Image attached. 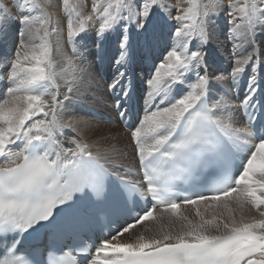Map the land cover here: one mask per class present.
<instances>
[{"label": "snow or ice", "instance_id": "obj_1", "mask_svg": "<svg viewBox=\"0 0 264 264\" xmlns=\"http://www.w3.org/2000/svg\"><path fill=\"white\" fill-rule=\"evenodd\" d=\"M180 2L173 9L165 0H91L85 14L83 0H62L73 54L74 40L98 23L95 58L114 61L108 89L121 118L120 108L133 99L129 69L147 59L145 51L150 55L168 21L175 22L171 44L147 79L146 103L153 107L129 125L142 173L135 180L131 169L94 153L79 135L69 137L70 146L59 139L64 129L75 130L59 115L78 89L65 81L60 99L51 38L61 21L47 10L50 0H18L15 13L0 0V34L13 24L17 32L12 57L0 59V83L7 69L0 101V264H264V39H258L264 0ZM221 16L229 25L230 70L217 66L227 46L216 31ZM108 41L115 45L111 57ZM181 189L190 194L180 196ZM231 201L260 218L236 220ZM204 202L222 204L227 218L205 219L197 210L200 220L193 223L180 215L182 204ZM157 209L186 221L181 230L120 242L156 219ZM101 217L119 224L110 239L100 237L91 247L71 243Z\"/></svg>", "mask_w": 264, "mask_h": 264}, {"label": "rangeland", "instance_id": "obj_2", "mask_svg": "<svg viewBox=\"0 0 264 264\" xmlns=\"http://www.w3.org/2000/svg\"><path fill=\"white\" fill-rule=\"evenodd\" d=\"M8 2H10V0H8ZM86 3H91V0L90 1L83 0V4ZM173 14H175V11L173 12ZM170 26H172V30H174V23L168 21V25L164 27L158 45L152 48L150 55H148L147 51H145V55L147 56V59L143 60L142 62L138 59L129 69V76L125 78L126 81H128L129 79H131L132 81V86L134 88V91L132 93L133 99L130 103L133 104V108L136 110L137 113L141 115L142 118L144 115L145 107L151 105L150 103H146L147 92H148L147 79L150 77L152 72H154V62L159 63V59L162 58V55L165 50V47L162 45L163 40H165L166 45H169L171 41L168 38ZM91 31L95 32V30H91ZM5 33L6 32H4V34ZM1 35L2 34H0V59H3L4 55L2 53ZM140 40L142 42V38H140ZM76 41H79V43H81V45L78 48L82 52V54H84V51L88 49H90L91 52H94L95 49L94 44L92 46L89 45V47L86 46L87 45L85 42L87 41L86 37H84L83 39L77 38L76 40H74V42ZM134 43H135V38H134ZM112 44L114 45L112 41H109L110 49ZM67 48H69V45L67 46ZM101 63L102 62H100L99 60H95L96 69L98 71L96 73L97 77L93 76L89 81L91 83L90 85L92 88V90L89 89V91L86 93V95H88L89 98H87L86 100H81L80 98H77L78 97L77 96L78 92H77L76 94H72L76 98L73 97L71 101H73L76 105H78L80 116L85 122V124L83 125L84 129H80V130L88 131V133H90L93 136V137L90 136V138L85 140L87 143L90 144L92 151L94 153L100 152L102 155H107L110 159L117 160V162L123 164L126 162L127 159H129L130 154L132 155V157L134 156V152L132 151L133 145L131 144L130 141V135H128V133L122 129L120 125L121 120L119 118L118 113L115 111V107H114L115 93L110 92L108 89V84L111 83V78L113 76V69H112L113 65L109 63H105V66L102 67L100 66ZM217 66L228 69L225 66L223 67L221 66V64L218 63ZM3 78H4V82L0 83V101H2L5 98L4 89L7 86V69L3 71ZM79 90L80 92H82L81 89ZM141 102L143 104H147L144 107V109H142ZM69 106L70 107L73 106L72 102L69 104ZM66 108H68V106ZM121 108L124 110V106H122ZM72 114H76V113L71 112L68 116H71ZM95 115L99 117L102 116L108 117V120H103V119L100 120V118H96ZM59 118L60 121L62 122L63 118L61 117ZM77 132L78 131H76V129L75 130L71 128L64 129V134H65L64 137L66 136L67 138L65 137V139L69 141V137L72 135L77 136ZM113 149H115V151H113ZM117 152L118 154H116ZM134 165L136 167V162H134ZM211 205L212 206H209V204H205V206L203 207L204 209L202 208L199 209L198 205L195 206L196 208H192L189 217L190 220L193 223L199 222L200 217L196 215L197 210H199L201 216H203L205 219H212L213 216H216L218 219L227 218L228 215L227 209H225L222 206V204L220 205L211 204ZM229 207L233 210L232 214L236 220H240L241 216L244 217L243 211H245L246 215H251L253 211H256L255 209H252L249 205H245L244 209L241 210L234 201H231L229 203ZM184 217H186V214L184 215ZM247 219L249 218L248 217L245 218V220Z\"/></svg>", "mask_w": 264, "mask_h": 264}, {"label": "bare ground", "instance_id": "obj_3", "mask_svg": "<svg viewBox=\"0 0 264 264\" xmlns=\"http://www.w3.org/2000/svg\"><path fill=\"white\" fill-rule=\"evenodd\" d=\"M17 2H18V0H10V2H8L9 7H12V10L14 13L16 12V9H15V7H13V5L16 4ZM165 2L168 4H171L173 9H175L177 7H183L184 6V4L180 2V0H165ZM226 2H227V0H225V3ZM50 4H51V6L48 7L47 10L56 19L61 21V24L59 25L61 31L59 32V34H54L51 38L52 44H53V59L56 61V71L58 73H61V75H62V79L59 80V83L61 85L60 99L63 100V93L66 91L65 81H69V82H74L75 87L78 89L77 91H74L73 94H76L78 92L77 98H80L81 100H86L87 98H89V96L86 95V93L89 91V89L92 90L91 85H90L91 83L89 81H90L91 77L96 76V73L98 71L96 69V65H95V60H97L95 58V53L97 51L96 44L94 42L95 41V32L91 31V30H95L96 28H98V23L94 22L93 24L89 25V35L86 36L87 41H85L87 44L86 45L87 47H89V45L92 46L94 44V46H95L94 52H91L90 49H88V50L84 51L85 55L82 54V52L78 48L81 45V43H79V41H76L73 43L75 44V47L77 48V53L73 54V52H72L73 44H70L67 41V30H66V24L64 23L65 14L62 10V0H50ZM84 5H85V8H84L85 14H88L90 12L91 3H86ZM175 14H173V15H175ZM170 21L173 22L175 25L174 21H172V20H170ZM228 27H229V25H227L226 17L221 16L218 20V26L216 28V31H217V34L219 37V43L222 45H227V41H226L225 37L228 34V32H227ZM3 34L4 33H2V35H1L2 53L4 55V58L10 59L13 55L12 52H14L15 46L17 43L16 25L15 24L11 25L7 29L6 33L4 35ZM159 39H161V36ZM258 39H264V37H258ZM57 40H59L61 42V47L59 49H57V47H56ZM170 44H171V41H170L169 45ZM68 45H69V48H67ZM162 45L164 47H166L165 40H163ZM213 47L214 48L216 47L215 43H214ZM105 50H106L107 56L111 57L115 54V45L112 44L111 49H110L109 41H108L105 43ZM230 52H231V45H227L224 49H222L220 51L219 56L216 57L217 63L221 64V66H223V67L225 66L228 69H230L229 68V63H230L229 62V53ZM69 59L72 60V66H69L67 63V61ZM105 63H108V61L105 60V62L101 63L100 66H102V67L105 66ZM88 64L92 65L93 71L91 70L89 75H85L83 72H81V68H84L85 66L87 67ZM113 64H114V61L111 65H113ZM112 69H113V74H114V71H115L114 66H112ZM121 70L123 71V69H121ZM79 89H81L82 92H80ZM83 91H84V93H83ZM72 97H74V96L72 95ZM74 98H76V97H74ZM45 99L50 101L51 98L45 97ZM71 102H72L73 106L70 107L69 104ZM66 104H67L68 108H66V109L64 108L63 110H61L60 115H59V117L63 118L62 122L73 124L76 131H78L77 135H79L84 140H87L88 138H90V136L93 137L90 133H88V131L80 130V129H84L83 125L85 124V122L80 116V111L78 110V105H76L73 101H68V102H66ZM148 108H149V105L147 107H145L144 115L146 114V110ZM71 112L76 113V114H72L71 116H68ZM144 115H143V117H144ZM64 135L63 136L60 135L59 139L65 144V146H70L69 141H67V139H65L66 136L64 137ZM72 136L74 137L76 135H72ZM132 151L134 152V147L132 148ZM116 154H118V152ZM134 162H136V167L134 165ZM123 165L134 170L137 168V161L134 158V156L132 157V155L130 154L129 159H127L126 162L123 163ZM208 203H212V202H204V203L198 205V208L204 209L203 207L205 206V204H208ZM212 204H216V203L213 202ZM192 207H193L192 205H181L180 210H179L180 215L184 217V215L186 214L187 220L191 221L189 217H190V214L192 211ZM243 212H244L245 218H247V217L248 218L255 217L257 219L260 218L257 210L253 211V213L251 215H246L245 211H243ZM160 213H161L160 211L154 212V216L156 217V219L151 220L149 223L144 224V226H142V227L138 226V227H135L134 229H131L129 233H126L123 237L120 238V242L121 243L135 242L139 238L140 235L145 236V238L158 237L162 232H165V231H169V232H172L173 234H175L181 230V225L186 222L183 220H177V218L173 217L171 215V213H164V214H160Z\"/></svg>", "mask_w": 264, "mask_h": 264}]
</instances>
